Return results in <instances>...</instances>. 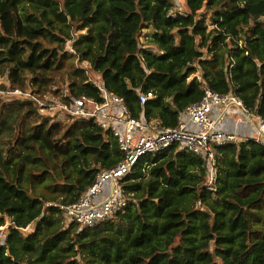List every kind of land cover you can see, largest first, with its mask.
I'll return each instance as SVG.
<instances>
[{"label": "trees", "instance_id": "trees-1", "mask_svg": "<svg viewBox=\"0 0 264 264\" xmlns=\"http://www.w3.org/2000/svg\"><path fill=\"white\" fill-rule=\"evenodd\" d=\"M183 6L170 18L173 0H0V264H264V141L217 148L213 191L205 160L178 144L144 155L120 181L123 210L80 229L60 206L123 159L115 138L7 94L101 103L90 73L162 128L205 89L264 119V0Z\"/></svg>", "mask_w": 264, "mask_h": 264}, {"label": "built area", "instance_id": "built-area-1", "mask_svg": "<svg viewBox=\"0 0 264 264\" xmlns=\"http://www.w3.org/2000/svg\"><path fill=\"white\" fill-rule=\"evenodd\" d=\"M176 3V2H175ZM167 12V17L185 16L183 4ZM87 66V63L84 64ZM89 80L99 89L101 103L87 97L70 96L66 102L61 97L49 94L36 96L28 92L14 90L7 92L14 96L28 98L41 112L51 118L62 116L71 118H89L104 131H109L123 154V159L113 168L100 172L87 192L76 202L60 206L67 222L76 224L80 229H94L104 224L123 210L126 200L120 181L131 171L141 157L154 155L173 144H178L190 154L201 157L206 162L207 188L213 191L217 177L216 149L222 146L238 144L249 139H238L236 135L218 129L217 121L212 119V110L218 107L222 116L233 111L234 123H249L254 126L255 142L264 141V119L253 114L243 102L233 94L220 95L209 89L204 90L202 98L186 107L177 116V126L162 128L158 120H146L144 115L133 117L122 98L106 91L100 79ZM0 93H4L0 91ZM153 97L152 92L139 94L143 105ZM147 163H145L146 165ZM105 188L108 189L104 195ZM5 226H0V245L5 244Z\"/></svg>", "mask_w": 264, "mask_h": 264}, {"label": "crops", "instance_id": "crops-1", "mask_svg": "<svg viewBox=\"0 0 264 264\" xmlns=\"http://www.w3.org/2000/svg\"><path fill=\"white\" fill-rule=\"evenodd\" d=\"M211 115L212 119L218 122L217 127L219 130L229 134H234L238 139L247 137L252 138L255 135V129L253 125L249 123H240L238 125H235V113L233 111H230L222 116L221 109L218 107H214Z\"/></svg>", "mask_w": 264, "mask_h": 264}, {"label": "rangeland", "instance_id": "rangeland-1", "mask_svg": "<svg viewBox=\"0 0 264 264\" xmlns=\"http://www.w3.org/2000/svg\"><path fill=\"white\" fill-rule=\"evenodd\" d=\"M173 2H176V3H179V4H183V0H173ZM176 3H175V4H176ZM206 15H207V16H206V21H207V23L209 24V23H210L209 14H206ZM149 32H150V29H148V30H144V31L141 33L140 37H139L140 45H141L142 47H146V45H145V41H146L145 35L148 34ZM89 76H90L92 79H96V76H95L94 74H90V73H89ZM93 77H94V78H93ZM3 79H4V78L0 77V83H3V81H4ZM68 121H69L68 119H66L65 117H62V116H58V117H54V118H52V122H58L61 128H63V127L68 123ZM107 192H108V189L105 188V190H104V195H106ZM28 231H29V230H28Z\"/></svg>", "mask_w": 264, "mask_h": 264}]
</instances>
